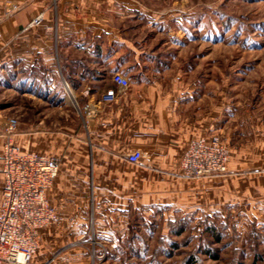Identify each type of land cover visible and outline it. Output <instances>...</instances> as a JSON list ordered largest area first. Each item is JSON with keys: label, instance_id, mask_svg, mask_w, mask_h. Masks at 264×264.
Instances as JSON below:
<instances>
[{"label": "rangeland", "instance_id": "374dc122", "mask_svg": "<svg viewBox=\"0 0 264 264\" xmlns=\"http://www.w3.org/2000/svg\"><path fill=\"white\" fill-rule=\"evenodd\" d=\"M88 1L95 8L79 10L75 4L71 13L79 24L64 25L77 29L75 37L81 35L71 48L78 54L103 53V61L97 59L100 68L114 71L112 66L120 65L113 77L120 73L129 80L123 92L140 83L156 84L164 99L179 101L183 115L208 116V123L212 117L207 133L213 136L193 139L185 152L194 141H218L229 160L223 173L186 176L184 152L181 178L215 182L212 189L204 187L202 200L123 203L121 211H104L121 212L119 224L97 231L91 210L84 232L43 230L28 264H264V204L242 197L232 203L230 193V160L243 159L237 150L247 145L256 160L253 171L264 156L257 151L264 145V0ZM15 7L0 3V40L1 25L17 12ZM43 19L41 12L27 28ZM25 67L31 66L17 58L0 64V164L7 118L15 122L14 140L22 148L33 149L34 137L42 133L84 130L83 91L91 80L75 75L71 79L79 89L69 91L59 75L44 84ZM148 159L145 153L137 164ZM2 187L0 172V201Z\"/></svg>", "mask_w": 264, "mask_h": 264}, {"label": "crops", "instance_id": "0c3cea01", "mask_svg": "<svg viewBox=\"0 0 264 264\" xmlns=\"http://www.w3.org/2000/svg\"><path fill=\"white\" fill-rule=\"evenodd\" d=\"M77 1L0 0L4 5L13 3L17 10L1 25L0 64L17 58L18 63L31 66L29 71L25 67V72L33 71L44 84L51 85L59 75L69 91L79 89L73 76L81 74L85 81L91 80L83 91V131L42 133L34 137L33 149L23 146L28 151L57 157L60 162L59 175L48 190V199L59 219L44 230L56 226L64 231L84 232L91 210L96 231L111 228L119 224L122 214L109 215L105 209L121 211L123 203L137 204L140 198L149 203L180 202L191 196L202 200L204 187L212 189L215 182L204 185L198 179L181 178L180 161L190 141L213 136L207 133L212 117L208 123V116L183 115L179 101L164 99L156 84L140 83L114 99L107 96L109 89H117L113 73L121 67L114 64V71L100 68L97 59L102 60L103 53L90 49L78 54L71 48L73 40L81 38L79 34L74 36V26L64 27L80 19L71 13L72 9L75 4L79 10L95 8L88 0ZM41 12L43 22L27 28ZM61 15L68 19L63 22ZM39 73L43 76L38 77ZM135 149L149 155L148 161H128L127 154ZM247 149L243 145L237 150L243 153L241 162L234 156L230 160L232 203L242 197L247 202L253 199L264 204V156L258 160L259 170L253 171L250 166L256 160L251 159ZM257 151L264 152V145Z\"/></svg>", "mask_w": 264, "mask_h": 264}, {"label": "built area", "instance_id": "2783aa9c", "mask_svg": "<svg viewBox=\"0 0 264 264\" xmlns=\"http://www.w3.org/2000/svg\"><path fill=\"white\" fill-rule=\"evenodd\" d=\"M113 78L119 92L128 88L125 76L116 73ZM117 93L109 89L107 96L116 97ZM3 130L0 264H28L40 248L43 230L59 219L57 209L48 199V190L59 175L60 162L16 143L12 118L3 122ZM144 158L140 149L127 154L132 163H141ZM228 160L229 151L218 141L197 140L184 153L181 166L186 176L205 177L225 172Z\"/></svg>", "mask_w": 264, "mask_h": 264}]
</instances>
